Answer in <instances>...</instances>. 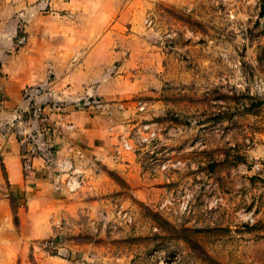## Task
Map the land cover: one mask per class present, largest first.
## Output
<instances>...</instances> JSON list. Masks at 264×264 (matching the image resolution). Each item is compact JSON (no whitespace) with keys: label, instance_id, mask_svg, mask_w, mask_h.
I'll return each mask as SVG.
<instances>
[{"label":"rangeland","instance_id":"obj_1","mask_svg":"<svg viewBox=\"0 0 264 264\" xmlns=\"http://www.w3.org/2000/svg\"><path fill=\"white\" fill-rule=\"evenodd\" d=\"M262 2L0 0V136L29 146L54 127L59 141H80L74 129L91 123L95 141L112 145L146 119L160 156L180 159L152 176L151 154L118 163L77 152L80 178L61 181L56 245L36 238L0 264H264ZM71 67L102 78V95L65 91L81 97L49 119L32 115L48 91L37 76L59 81ZM25 86L39 89L34 99ZM184 189L188 210L159 206Z\"/></svg>","mask_w":264,"mask_h":264},{"label":"crops","instance_id":"obj_2","mask_svg":"<svg viewBox=\"0 0 264 264\" xmlns=\"http://www.w3.org/2000/svg\"><path fill=\"white\" fill-rule=\"evenodd\" d=\"M82 33L85 37L92 35L89 28ZM76 68L71 67L59 81L37 76L36 84L48 90L38 98L43 110L48 113V119L51 113L58 114V109H69L72 102L81 97L65 91L77 90L82 96L102 95L105 87L102 78L93 83L90 76H86L85 68L81 71ZM53 99H64L65 103L52 107ZM27 103L28 100L22 101L19 106L25 109ZM83 129L87 130H83L84 134L74 129L80 141L66 142L58 140L56 128L53 127L50 132L52 139L48 137L46 141L42 140L46 152H32L33 143L20 146L13 133L0 136V260L16 259L32 240L50 238L59 232L61 226L56 215L61 213V181L65 176L80 178L81 175L76 173L79 170L76 165L77 152L83 155L85 161L93 156L118 162L120 157L111 154L110 143H97L95 136H91V123H86ZM39 131L49 133L43 128ZM23 156L28 157L32 165L25 171L22 170Z\"/></svg>","mask_w":264,"mask_h":264},{"label":"built area","instance_id":"obj_3","mask_svg":"<svg viewBox=\"0 0 264 264\" xmlns=\"http://www.w3.org/2000/svg\"><path fill=\"white\" fill-rule=\"evenodd\" d=\"M18 43H23L25 41V36H20L17 39ZM37 87L33 86H25L23 90V94L27 96L26 99H34L38 92ZM85 103H91L89 98L85 99ZM94 102V99H93ZM135 110H143L145 108V102L141 99H138L133 104ZM31 113L37 118L41 120H46V112H44L43 107L41 104H33L31 108ZM159 129L155 122L149 120H138L136 122H132L131 126L123 127L120 136L117 138V142L111 145V154L114 157L122 158L123 155L131 154L134 162L136 158L140 157L143 154H151L149 160V174L152 176L157 175H164L171 167H175L179 164L180 159H173L170 157L160 156L162 151H159L160 142H159ZM33 151H41L46 152L43 148L42 142H38L37 144L33 143L31 149ZM140 161V160H139ZM138 161V162H139ZM137 162V161H136ZM137 162V163H138ZM31 161L28 157L23 156L22 158V170L25 171L31 168ZM72 181L71 178H67V185L69 188H72L70 182ZM174 199H170L169 196L165 195L159 202V206L163 209H171L174 206L171 204H175L177 211L183 212L189 209L190 207V198L191 193L184 189L178 190L176 195L173 197ZM217 201V198L214 199ZM44 245L55 246L57 240L55 237H51L48 239L42 240Z\"/></svg>","mask_w":264,"mask_h":264},{"label":"trees","instance_id":"obj_4","mask_svg":"<svg viewBox=\"0 0 264 264\" xmlns=\"http://www.w3.org/2000/svg\"><path fill=\"white\" fill-rule=\"evenodd\" d=\"M260 6H261L262 10H264V2H262V4Z\"/></svg>","mask_w":264,"mask_h":264}]
</instances>
